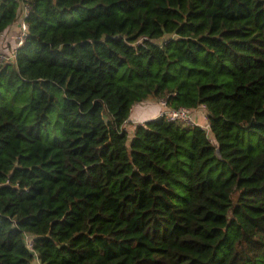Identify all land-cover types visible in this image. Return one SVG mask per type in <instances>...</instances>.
Wrapping results in <instances>:
<instances>
[{
	"label": "trees",
	"instance_id": "16d2710c",
	"mask_svg": "<svg viewBox=\"0 0 264 264\" xmlns=\"http://www.w3.org/2000/svg\"><path fill=\"white\" fill-rule=\"evenodd\" d=\"M22 5L0 60V264H264V0H0V36ZM160 98L205 104L213 138L127 127Z\"/></svg>",
	"mask_w": 264,
	"mask_h": 264
},
{
	"label": "built area",
	"instance_id": "2783aa9c",
	"mask_svg": "<svg viewBox=\"0 0 264 264\" xmlns=\"http://www.w3.org/2000/svg\"><path fill=\"white\" fill-rule=\"evenodd\" d=\"M23 11L21 16L18 18V21L14 24H17L21 28V33L15 35L13 25L7 32H4L0 36V60L3 62H9L14 60L18 49L24 43L28 33H29V24L26 20L28 14V6L22 5ZM15 35V36H14ZM14 37V38H13ZM16 40V41H13ZM155 108L153 118L156 117H165L170 122H180L184 124L191 125H200L205 128L208 132L210 131V126L208 122V110L205 104L200 105L198 108L191 109L183 106L174 107L167 104V101L163 98L158 100L157 105H153ZM151 106L146 107L147 111H152ZM196 113L200 114L201 118L204 121L196 119ZM132 121V120H131ZM144 120H134L132 122H126V125H137ZM28 246L30 249L33 248V243L31 240H28Z\"/></svg>",
	"mask_w": 264,
	"mask_h": 264
},
{
	"label": "rangeland",
	"instance_id": "374dc122",
	"mask_svg": "<svg viewBox=\"0 0 264 264\" xmlns=\"http://www.w3.org/2000/svg\"><path fill=\"white\" fill-rule=\"evenodd\" d=\"M13 28H14V33H15V35H19L20 33H21V28L17 25V24H14L13 25ZM13 41H16V40H13ZM153 102L155 101V100H152ZM152 101L151 100H147L146 102H144L141 106H139V104H137L136 106H135V111H134V113L137 111V110H139L140 112H139V114L142 116L141 118H142V120H147V119H151L152 118V116H153V113H148V112H146V107H147V105H151L152 104ZM130 120H132V118L130 117ZM201 121H204V119H200ZM128 128H132V125H128L127 126ZM209 133V137L210 138H213V134H212V132H211V130L208 132Z\"/></svg>",
	"mask_w": 264,
	"mask_h": 264
},
{
	"label": "crops",
	"instance_id": "0c3cea01",
	"mask_svg": "<svg viewBox=\"0 0 264 264\" xmlns=\"http://www.w3.org/2000/svg\"><path fill=\"white\" fill-rule=\"evenodd\" d=\"M22 11H23V8L21 7V8L19 9V13L22 14ZM19 17H20V16H19ZM9 29H10V28H8L7 31H8ZM7 31H6V32H7ZM14 36H15V35H14ZM13 38H14V37H13ZM151 101H152V100H151ZM142 104H143V103H140L139 106H141ZM157 104H158V101H154V102L152 101V104H151V105H147V107H148V106H151V107H152L153 105H157ZM136 105H137V104H136ZM136 105H135V106H136ZM135 106H134L133 109H132V115H131L132 121H134V120H142V118H141L142 116L139 114V112H140L139 110H137V111L134 113V111H135ZM152 108H153L152 111H147V110H146V112H148L149 114H150V113H153V115H155V113H154L155 108H154V107H152ZM152 118H153V116H152ZM196 119H198V120L201 119L200 114L196 113ZM147 120H148V119H147Z\"/></svg>",
	"mask_w": 264,
	"mask_h": 264
}]
</instances>
